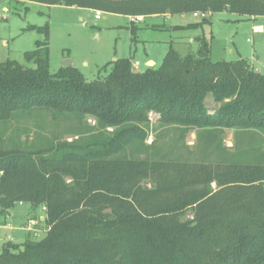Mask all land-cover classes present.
I'll use <instances>...</instances> for the list:
<instances>
[{"label": "trees", "instance_id": "obj_1", "mask_svg": "<svg viewBox=\"0 0 264 264\" xmlns=\"http://www.w3.org/2000/svg\"><path fill=\"white\" fill-rule=\"evenodd\" d=\"M25 1L126 17L264 18V0ZM28 30L44 39L25 53L27 65L0 63V126H45L50 116L59 133L28 145L0 132V214L20 203L44 208L47 235L5 244L0 264H264L263 74L245 59L213 62L211 42L198 36L196 54L171 47L144 72L119 59L88 82L74 66L51 72L49 25ZM153 129L182 140L196 129L198 152L149 148ZM230 130L233 152L223 145Z\"/></svg>", "mask_w": 264, "mask_h": 264}, {"label": "rangeland", "instance_id": "obj_2", "mask_svg": "<svg viewBox=\"0 0 264 264\" xmlns=\"http://www.w3.org/2000/svg\"><path fill=\"white\" fill-rule=\"evenodd\" d=\"M85 9L68 8L62 5L49 7L25 0H0V34L5 37L0 42V63L11 60L27 65L25 53L33 51L36 48V43L44 39V36L39 32L28 30L30 26L45 27L49 25L50 27V68L52 73L59 72L65 62L71 61L88 82L106 77L109 71L106 72L103 69L115 60L130 56H135V61L143 59L145 48L139 41L156 44L157 47L147 44L145 46L149 49L151 57L158 61L157 67H159L166 56L164 50L168 41L179 55L186 57L189 54H196L198 51V44H191V39L196 36H204L211 42L212 61L219 62L236 59V55H232L231 51L235 54L239 50L243 52V55H250L254 43L257 42L258 45V39L261 38L251 33L252 23L250 21H242L243 17L228 12L208 14L209 23L201 29L182 30L180 27L198 24L204 19L195 18L192 14L186 15L184 18L179 15L143 16L145 23L137 26L132 22V17ZM97 11L104 13L99 21L95 19ZM132 26L138 28L134 42ZM262 45L264 46V41ZM142 65L143 70L146 68L144 62ZM148 68H156V66L152 65ZM134 70L136 71L135 68ZM262 74H264V68H262ZM210 106L214 108L217 105L211 103ZM151 118L156 122L158 116L151 115ZM44 119L46 120L45 126L38 120L29 118L13 120L6 125H1L0 132L6 130L7 138H13L28 145L37 141L40 136L53 138L59 133L58 129L50 116L47 118L44 116ZM86 124L92 127L97 126L96 119L91 117L86 119ZM113 131V128L106 130L108 133ZM234 135L232 130L226 131L224 135L223 145L229 152L234 151ZM76 139V136H66L63 141L72 142ZM145 144L149 148L156 146L168 150L175 149L184 155L196 153L198 152L197 130H189L182 140L180 132L153 129L146 137ZM129 153L132 151L129 150ZM143 186L152 188L154 185L151 181H146ZM39 213L43 224L41 229L32 231L35 234L33 241H41L47 235L46 217L41 208ZM190 219H192L191 213L187 214L183 220ZM0 220H2V215ZM24 242L25 239L19 240V243ZM1 250L2 244H0V252Z\"/></svg>", "mask_w": 264, "mask_h": 264}, {"label": "crops", "instance_id": "obj_3", "mask_svg": "<svg viewBox=\"0 0 264 264\" xmlns=\"http://www.w3.org/2000/svg\"><path fill=\"white\" fill-rule=\"evenodd\" d=\"M73 8H77V7H73ZM85 10L93 11L90 9H85ZM154 17H158V16H154ZM182 17L184 18L185 15H182ZM241 20L250 21L252 23L250 28L251 33L255 36H260L261 38L258 39V45L256 44L257 42L254 43L253 51L250 55L247 54L243 55V52H240L239 50H237L235 54L234 52L231 51L232 55H236L235 57L236 59H233L232 61L245 59L250 63L251 67L255 71H259V73L262 74V68H264V46L262 45L264 41V18H251V19L241 18ZM144 23L145 21L141 24H137V26L142 25ZM180 28L184 30L183 27ZM197 37L198 36L191 39V44L197 43L195 41ZM4 38L5 37H3L0 34V42L3 41ZM139 43H142V46L145 48L143 59L141 60L137 59V61H135V56L129 57L132 59L133 66L136 69V71L144 72L148 69L149 66L152 65H155L157 67L158 61H156L153 57H151L149 53V49L147 48V46H145L147 44V45H152V47H157L156 44L154 42H142V41H139ZM166 44L167 45L165 46L164 52L167 54L172 46L171 44H169V41ZM143 62L146 68L142 70ZM39 209L40 208L34 209L31 207V205L20 203L15 208L10 210L6 216H2V220H0V232H1L0 244H2V248L4 247L5 244L9 242L19 243V240L22 239H25V241L29 238L33 239L35 234H33L32 231L41 229V225L43 224L42 217L39 215L40 214ZM41 209L46 217L44 208Z\"/></svg>", "mask_w": 264, "mask_h": 264}, {"label": "built area", "instance_id": "obj_4", "mask_svg": "<svg viewBox=\"0 0 264 264\" xmlns=\"http://www.w3.org/2000/svg\"><path fill=\"white\" fill-rule=\"evenodd\" d=\"M103 12H100V11H97L95 12V19L97 21L101 20L102 17H103ZM193 16L195 18H199V19H205L207 18V15L206 14H201V13H195L193 14ZM145 21V18L143 16H137V17H132V22L135 23V24H141Z\"/></svg>", "mask_w": 264, "mask_h": 264}, {"label": "water", "instance_id": "obj_5", "mask_svg": "<svg viewBox=\"0 0 264 264\" xmlns=\"http://www.w3.org/2000/svg\"><path fill=\"white\" fill-rule=\"evenodd\" d=\"M64 67H73V63L71 61H67L64 63ZM256 73H259V71H256Z\"/></svg>", "mask_w": 264, "mask_h": 264}]
</instances>
